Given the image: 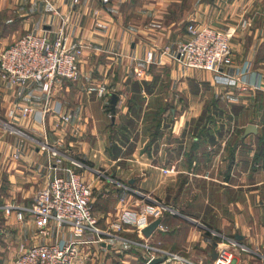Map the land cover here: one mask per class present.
I'll use <instances>...</instances> for the list:
<instances>
[{
	"label": "crops",
	"instance_id": "obj_1",
	"mask_svg": "<svg viewBox=\"0 0 264 264\" xmlns=\"http://www.w3.org/2000/svg\"><path fill=\"white\" fill-rule=\"evenodd\" d=\"M245 1L252 0H110L105 5L101 0H0V50L27 32L44 29L53 36L61 18L65 33L85 44L78 80L56 79L48 99L39 84L29 82L17 96L0 82V116L12 121L9 109H36L12 121L18 133H0V209L4 204L29 208L46 181L49 152L23 131L35 130L63 156L61 167L77 158L114 180L107 182L113 187V210L93 212L101 227L120 217L124 240L93 245V264H143L146 253L135 244L142 240L212 264L220 245L213 232L247 247L236 251L233 264H264V46L263 57L257 55L264 21L232 37L233 63L224 69L226 76L186 68L171 57L189 38V23L233 27L243 17ZM96 8L105 30L94 26ZM164 47L170 53L161 54ZM149 50L151 63L145 57ZM245 63L248 72L236 78ZM100 84L106 86L102 97ZM66 112L70 123L57 128ZM249 124L255 133L245 134ZM171 164L175 171L163 172ZM117 182L176 212L151 204L139 218L140 198ZM155 219L159 225L145 237L141 229ZM66 230L50 222L42 236L28 211L21 220L14 212L3 213L2 264H11L20 243H53Z\"/></svg>",
	"mask_w": 264,
	"mask_h": 264
},
{
	"label": "built area",
	"instance_id": "obj_2",
	"mask_svg": "<svg viewBox=\"0 0 264 264\" xmlns=\"http://www.w3.org/2000/svg\"><path fill=\"white\" fill-rule=\"evenodd\" d=\"M77 3L78 0H73ZM102 4H108L110 0H101ZM100 9L93 10L95 16L93 23L98 29L105 30L108 25L98 18ZM249 21L242 18L236 26L227 29H218L209 25H196L189 23L186 32L189 38L179 44L171 53V57L182 66L193 69H204L226 76L224 69L233 63V50L231 39L237 30H244ZM65 21L60 20V25L53 36L44 29L31 31L17 37L6 48L0 50V82L4 88L12 89L20 96L23 88L33 82L39 84L48 99L51 96L53 84L56 79L76 81L80 77V62L83 56L85 44L73 39L65 33ZM170 53L168 47L161 50V54ZM146 62L151 63L154 52H146ZM249 64L245 63L238 71L237 77H243L248 72ZM137 76L143 71L135 70ZM87 80V78H85ZM257 86L254 85L253 88ZM106 93V86L100 84L97 87L99 97ZM48 105L45 104V108ZM33 105L21 107L17 112L15 108L9 109L7 116L11 120L27 118L35 113ZM70 112L59 116L56 123L58 128L61 124L70 123ZM5 126L11 127L8 123ZM39 149L49 152L47 169L49 174L42 187L37 189L29 208L4 204L3 212L9 215L15 213L16 219L21 220L24 212L28 211L34 220L37 233L47 236L49 223L58 229L67 228L66 234L53 243H39L27 246L20 243L17 254L11 264H93V245L101 246L106 240H124L121 236L123 231L120 217L114 218L104 227L99 225L98 218L94 215L91 202V186L74 168H88V165L80 159L69 158L71 166L61 167L63 156L59 154L54 145H50L47 139L38 142ZM14 157L17 156L15 152ZM163 172H174L175 165L171 164L162 169ZM64 173L61 174L60 172ZM98 175L103 176L102 173ZM110 181L112 178L106 176ZM118 183V182H117ZM118 187L125 188L138 196L137 213L139 218H145L148 205H156L162 209H170L161 204L156 198L148 193L131 189L121 183ZM125 199L119 198V203L124 205ZM176 212L174 209H170ZM218 238L219 246L215 249V258L212 264H233L236 251L246 252L247 247L239 243L234 237L225 236L213 232ZM146 253L143 264H147L152 258H161L159 264H200L179 253L169 251L159 244L152 245L146 240L135 242ZM105 245V243H104ZM89 252L86 255L85 251ZM264 261V256H262Z\"/></svg>",
	"mask_w": 264,
	"mask_h": 264
},
{
	"label": "rangeland",
	"instance_id": "obj_3",
	"mask_svg": "<svg viewBox=\"0 0 264 264\" xmlns=\"http://www.w3.org/2000/svg\"><path fill=\"white\" fill-rule=\"evenodd\" d=\"M244 8L242 9L243 11V17L249 21V25L247 26V28L249 29H253L256 28L258 26L261 25V22L264 21V0H252L251 2H249L247 4V1H245L244 3ZM237 23L233 26H236ZM246 28V29H247ZM247 29V30H249ZM244 30H237V32L234 35L238 34H242ZM234 37V36H233ZM261 43H260V47H259V51H257V55L258 57H263V46H264V35H262V37H260L259 39H261ZM13 121V120H12ZM12 121H10L9 119H4L3 116H0V133H4L7 134L8 130H12L13 132H16V129L13 127ZM8 123V125H10L11 127L5 126L4 124ZM5 131V132H4ZM23 131L26 133L25 136H29L35 140H37V144L40 140L44 139V136L41 135L40 132L35 131V130H30V129H23ZM15 135V134H12ZM34 141H29L28 143L31 145H35L33 143ZM49 144L51 143V140L48 141ZM39 146V145H38ZM45 152V151H44ZM76 157V156H75ZM77 159V158H76ZM81 160V159H80ZM83 161V160H82ZM85 162V161H83ZM87 164V162H85ZM88 168H76V171L83 177V179L90 181V179H93L91 182V184L89 183V185L91 186V191H92V195H91V202H92V207L93 210L95 211V213H97L96 210H102L104 208V210H109L112 211L113 210V205L115 203V197L112 195V191H113V187L111 185H109L107 182L108 178H106V174L101 171V170H95L94 172L92 171V168L89 164ZM93 173V175L91 174ZM98 173H102L103 176H99ZM90 177V178H89ZM111 178V177H110ZM98 179L100 180V185H94V181ZM4 181V180H3ZM94 182V183H93ZM2 185H4V183H2ZM106 192L108 194H106ZM3 191H0V196H3ZM2 204V199L0 198V205ZM103 211V210H102ZM3 211L0 209V222L2 223V218H3ZM102 219H99V223L101 222ZM4 247V242L2 240H0V264H2L3 259H4V254L1 249Z\"/></svg>",
	"mask_w": 264,
	"mask_h": 264
},
{
	"label": "water",
	"instance_id": "obj_4",
	"mask_svg": "<svg viewBox=\"0 0 264 264\" xmlns=\"http://www.w3.org/2000/svg\"><path fill=\"white\" fill-rule=\"evenodd\" d=\"M252 132L253 133L256 132L255 126L253 124L247 125L245 129V134L252 133ZM159 223H160V219L153 220L152 222H150L149 224H147L145 227L141 229V233L145 237H149L151 233L153 232V230L159 225ZM213 257L215 258V254L213 255ZM160 262H161V258H152L148 261L147 264H159Z\"/></svg>",
	"mask_w": 264,
	"mask_h": 264
},
{
	"label": "trees",
	"instance_id": "obj_5",
	"mask_svg": "<svg viewBox=\"0 0 264 264\" xmlns=\"http://www.w3.org/2000/svg\"><path fill=\"white\" fill-rule=\"evenodd\" d=\"M109 110H110V109H109ZM156 125H157V124H156ZM155 135H156V126H154V128H153V130H152V133H151V140L154 139ZM147 147H148V144L146 145L145 148H147Z\"/></svg>",
	"mask_w": 264,
	"mask_h": 264
}]
</instances>
